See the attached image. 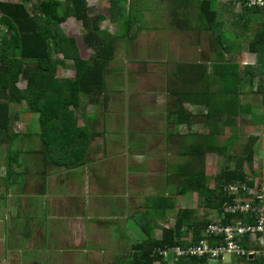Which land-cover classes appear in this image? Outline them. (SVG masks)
<instances>
[{"label":"trees","instance_id":"obj_1","mask_svg":"<svg viewBox=\"0 0 264 264\" xmlns=\"http://www.w3.org/2000/svg\"><path fill=\"white\" fill-rule=\"evenodd\" d=\"M167 1L178 15L191 17L197 14L195 21L189 18L184 20L183 27L200 28L201 34L205 31L208 37L213 35L214 41L211 40L215 46L207 52L218 61L212 65L210 74H207L208 67L202 64H189L186 70V66L177 70L179 80L171 92L175 100L170 115L177 125L184 120L192 128L193 121L199 120L206 130L186 136L191 141L186 147L190 157L178 166L179 180L175 195L197 193L206 207L216 209L217 218H221L223 223H229L234 218L242 219L246 224L254 223L256 218L253 214H227L223 209L236 197L228 192L227 185L240 182L254 185L253 173L256 172L252 162L258 138L251 136L241 156H237L229 152L237 135L229 136L225 142L221 141V135L226 127L235 126L234 117L245 107L243 97L247 99L251 92L264 95V70L261 66L264 57L260 56L264 55V8H250L245 0H236L241 3L242 10L241 13L233 12L232 17H236L237 24L242 22L243 28L231 35L223 30L224 19L217 10L215 0ZM143 2L110 0L107 17L102 13L91 16L87 0L0 1V29L3 30L0 38V143L6 145L3 157L6 158L8 180L12 176L11 167L16 169L15 176L22 171L20 154L31 152L24 148L21 151L15 142L18 139L24 142L25 138L28 141L32 135L39 138L42 144L37 151L41 152V163L47 164L46 167L75 168L86 162L92 132L88 128V121L84 126L77 124L76 112L81 106V96L84 95L86 102L88 100L91 104L106 101V76L110 70L113 71L109 64L113 61L118 44L129 42L145 29L131 33L132 24L137 22L134 10L139 5L138 9L144 11ZM70 18L79 21L83 27L82 41L86 48L92 50L88 59L81 56L76 38L69 36L62 28L61 24ZM108 18L111 23L118 24L119 35L102 29V22ZM255 20L262 25L260 29L252 30L255 31L254 40L249 41L250 24ZM245 46L249 53L255 55V63L241 65L234 62ZM69 61L75 72V84L68 77L58 76L59 68ZM185 73H191V81L184 80L187 77ZM21 80L26 82L24 89L18 86ZM185 104L200 106V112L187 111ZM19 109L35 116L39 127L34 126L37 123L34 118L32 126L19 133L14 127L19 119ZM251 111L254 119L257 118L258 108ZM208 153L224 156L227 162L236 159V163L234 166L226 163L219 172L210 176L205 164ZM262 185L264 182L259 181V186ZM174 199L171 196L153 200L151 216L156 221L165 218L168 210L175 209ZM196 212V208L190 206L178 208L174 224L162 226L159 237L154 232L155 223L146 220L145 224H141L146 237L134 242L131 252L114 264H171L160 250L173 246L187 248L205 238V229L213 220L198 218ZM240 242L247 249L253 248L260 253L233 257L231 264H264V245L252 240L250 234ZM174 264L226 263L207 256H180Z\"/></svg>","mask_w":264,"mask_h":264},{"label":"crops","instance_id":"obj_2","mask_svg":"<svg viewBox=\"0 0 264 264\" xmlns=\"http://www.w3.org/2000/svg\"><path fill=\"white\" fill-rule=\"evenodd\" d=\"M168 9L164 21V31L169 30L182 37L187 32H194L197 39L193 44L200 48L205 47L202 40L209 38L211 43L204 50L205 52L212 51L215 46L212 43L213 35L208 37L205 31H203L204 34H201L200 28L183 27L186 17L178 18L175 11L169 7ZM180 16L182 17V15ZM224 23L227 24L225 21ZM151 25H148L145 30L139 31L132 39L133 42L138 38V35L144 33L143 31L155 32L158 30L159 27L155 28L153 23ZM170 27L175 29H170ZM182 33L184 34L182 35ZM144 36L141 40L145 39V43H147L146 38L150 41L153 38L147 37L146 33ZM130 41L125 43H131ZM161 41L162 57L151 54L152 57L148 60L145 53L141 55L139 52L140 55H138L136 53L138 51L135 50L136 52L132 53L128 64H126L130 66L127 68V73L118 70L108 72L105 82V102L91 104L85 100L81 104L76 112L77 124L84 126L88 121V128L92 132L86 162L83 165L75 168L58 166L51 168L49 165L46 167L47 169L44 168L38 173L37 178L27 170L31 179L28 182L23 181L20 184V189L18 181L13 182L17 187L15 191H11V186L7 185L6 196L12 192L14 199L0 201V204H3L2 207L5 208V212L0 210V246H2L0 254H4V249L5 252L25 250L23 246L27 245V242L33 241L32 238L36 241L35 252L57 253L60 250L57 248L58 244L52 243L51 240L58 239L61 242L62 239L67 240L65 238L67 234H63V227L59 224L67 221L75 222V217L79 218V216L82 218L80 223H83L84 227L92 221V223L101 224L100 231L103 234L105 231L111 232L112 225L114 228L127 226V233L130 232L133 223L131 220L135 219L137 215H140L144 223L148 220L155 223V229L168 226L167 222L163 221L167 220L169 213L174 209L168 210L165 218L158 217L160 219L157 221L151 216V213H153V200L161 197L183 196L175 195L176 189L171 190L170 187L172 180L176 179L177 186L178 166L182 164V162L171 161L175 152L171 153L170 147L176 148V144L180 146L182 149L177 153L187 157V161L190 156L186 153V147L191 143L190 137L186 138L187 134L205 131L198 128L201 123L199 120L193 121L191 126L194 129H192L184 120H181L177 125L174 123L175 118L170 115L175 100L171 96V92L179 80L177 70L178 68L183 69L185 66L186 70L189 64H202L208 67L206 68L208 69L207 74H210L212 65L218 61L212 54L201 55L198 58L193 57L196 59L192 58V61L177 60L169 52L167 40L161 39ZM184 46L188 47L190 44L185 45L184 42ZM239 55L236 56L234 62L243 65L237 60ZM152 63L160 64L159 66L163 67L160 68L162 72L160 76L166 83V88L162 92L157 89H143L145 84L143 82L149 80L146 78L149 75L147 66L153 65ZM185 75L187 77H184V80H192L191 73H185ZM109 79L115 81V86L112 83L107 84ZM200 79L203 80V78ZM185 108L189 112H200V106L185 104ZM103 126H105L104 129H102ZM143 148L148 150L145 151ZM49 180L52 182L57 180L56 188L49 184ZM31 183H33L32 187L29 186ZM2 195L1 197H4ZM38 196L44 198L41 200L43 208L37 207ZM175 209H178L176 202ZM13 218H15L14 222H12ZM21 218L23 222L19 221ZM11 230L14 232L11 233ZM33 231L34 235L29 237ZM113 233L114 236L123 238L121 234L118 235L115 231ZM39 238L44 240L40 247H38ZM130 238V235L125 236V239ZM64 247L66 248V245ZM88 249L91 250V248Z\"/></svg>","mask_w":264,"mask_h":264},{"label":"rangeland","instance_id":"obj_3","mask_svg":"<svg viewBox=\"0 0 264 264\" xmlns=\"http://www.w3.org/2000/svg\"><path fill=\"white\" fill-rule=\"evenodd\" d=\"M0 1H7V2H17L18 0H0ZM217 4V10L222 13V18L227 23L225 24V27L223 30L225 33L228 34H234L235 32H238L243 28L242 22L239 24L236 23L235 19L236 17H232L233 12L241 13V3L236 0H216ZM88 6L91 9L90 15H96L98 13H102L109 17V8H110V0H87ZM138 3V2H137ZM143 10L137 9L134 10L135 21L132 24V34H135L137 31L143 28H148L149 26H152L153 23L154 27H159L158 30L155 32L153 31H143L144 33H141L138 35V38L136 40H131V43H125L126 41H122L118 44L117 50L115 52V56L113 58V61L110 62L109 67L113 70H118L120 72H128L129 68L126 64H128L129 57L132 56V53L136 52L138 55H143V53L146 54V56L149 58L152 57L153 54L162 57L163 56V47H161V39L167 40V48L169 52H171V55L174 56L177 60L178 59H185L188 61H192L193 57L198 58V56L201 55H208V52H205V47L211 43L209 38H204L202 41L203 45L205 47L200 48L196 47L193 42L196 41L197 36L196 33L187 32L185 35L182 33L183 37L180 34H175L172 31H164L163 28H165V16L168 12V7L170 6V2L167 0H144L143 2ZM169 8H172L169 7ZM174 8V6H173ZM140 11H142L140 13ZM174 11V10H173ZM140 13V14H139ZM144 14V16H143ZM198 16L195 13L191 17H186L185 19H190L191 21L196 19ZM178 18H184V14L182 17L178 15ZM195 21V20H194ZM229 24V29H228ZM62 28L64 31L69 35L73 36L77 40V44L80 50V54L84 59H88L90 57V54L92 50L85 47L84 42L82 41V36L84 33L83 27L79 21H77L74 18L68 19L66 22L62 23ZM251 32L249 34V41L254 40V32L252 30H255L257 28H261L260 21H253L251 22ZM150 28V27H149ZM174 27H170V29H173ZM102 29L105 31H108L109 33L113 35H119L121 33L118 24L111 23L109 21V18L102 22ZM175 29V28H174ZM145 30V29H143ZM151 30V28L149 29ZM232 30V31H230ZM145 33L147 37L151 36L153 37L152 40H147V43H145ZM3 35V30L0 29V38ZM157 40V41H156ZM187 40V41H186ZM161 41V42H160ZM189 45L188 47L184 46ZM183 45V47H182ZM205 49V50H204ZM136 50V51H135ZM140 52V53H139ZM152 54V55H151ZM185 56V57H184ZM264 57V55H260ZM145 57V56H143ZM196 58H193L196 59ZM153 59V58H152ZM175 59V60H176ZM238 62H241L243 65H246L250 62L254 63L256 61L255 55L248 52L246 46L243 49V53H241L237 57ZM261 66L264 70V62H261ZM153 65L147 66L149 75L146 76L147 79H149L147 82H143L145 90L149 89H157L159 92H162L166 88V83H164V80L161 78L160 75H162V72L160 71V68H163L162 66H159L160 64L156 65L152 63ZM58 76L60 77H68L73 81V84L76 82L74 81L75 72L72 66V62H67L64 66H61L58 70ZM115 78V77H114ZM118 81V80H117ZM108 83H112L115 86L114 80H108ZM18 86L21 89H24L26 87V82L24 80H21L18 84ZM76 91V87H74V93ZM77 92V91H76ZM86 100V97L84 95L81 96V104L84 103ZM243 104H245V107L243 109V112H240L237 116L234 117L235 126H228L225 128L223 134L221 135V141L225 142V140L231 136V135H237V139L235 140L234 144L231 145L229 152L241 156L242 151L244 149V146L249 141L251 136H256L258 139L256 140V152L253 158V169L256 173H253L254 180L258 179L261 182H264V95L262 94H256L254 92H251V96L246 98H242ZM254 108H258L257 114L258 117L254 119L253 117V110ZM18 110V109H16ZM19 119L14 124L15 129L22 133L26 130L27 127H31L33 122L36 119V125L39 127L38 119L35 118L32 114L29 112H23L19 109ZM253 117V118H252ZM35 118V119H34ZM253 120V122H252ZM103 123V122H102ZM101 124V123H100ZM206 126L204 124L199 123V129L206 130ZM98 128V127H97ZM101 128V127H99ZM105 126L102 127L104 129ZM187 128V127H186ZM188 129V128H187ZM194 129V128H192ZM189 130V129H188ZM195 130H197L195 128ZM21 136V134H19ZM177 137V136H176ZM28 138H25L24 142L21 139H18V141L15 142V144H18V147L22 151V148L24 150H30L31 152L28 153H22L19 156L20 161V170L21 173H19L17 176H15L14 172L16 169L14 167L12 170V176L7 179L6 170H7V163L5 156V150L6 145L0 143V201L4 202L3 199H14V193H9L6 196V187L11 186L10 190L15 191L17 189L16 186H14L13 182L18 181L17 183L20 184L25 181L28 182V180L31 179L30 173L37 178L38 173L42 171L47 164H42L40 153L38 152L42 144H40L39 138H37L35 135L31 136V139L27 141ZM177 139H179L177 137ZM158 144V143H157ZM151 146V144H149ZM161 145H163L161 143ZM173 145V144H171ZM175 145V144H174ZM176 148L170 147L171 153L175 152L171 158V161L174 163L182 162L184 163L186 161L187 157L181 156V154H178V151H181L182 149L177 144L175 145ZM37 149H36V148ZM35 148V149H34ZM34 149V151H33ZM38 150V151H37ZM143 150H148L147 148H143ZM229 163L231 166H234L236 163V159H233V161H228L224 156H220L218 154H208L205 157V164H206V171L210 176L215 175L217 172L220 171V169L226 164ZM13 166V165H12ZM245 167L247 168L248 172L251 174L252 172L249 170V167L247 164H245ZM52 168V166H51ZM29 170L30 173L25 172L26 170ZM19 171V170H18ZM176 180H172L171 182V190H175L177 188ZM49 184L56 188L57 180L53 182L49 180ZM33 185V183L29 184V186ZM32 187V186H31ZM21 186L19 187V189ZM18 189V191H19ZM32 189V188H31ZM30 191V190H29ZM1 194L4 195V197H1ZM2 195V196H3ZM32 197V196H31ZM37 207H44L41 200H44L42 196L37 197ZM175 202L177 205V208H182L184 206H190L193 208H196V216L198 218H209L210 220H216L217 219V211L216 209L206 207L202 203V199L198 196L197 193H188L183 196H177L175 198ZM0 210L1 212H5V208L2 207L3 204H0ZM177 209H174L171 213H169L167 220L163 221L164 223L168 224V226H171L175 222V212ZM148 215V214H147ZM101 216V215H100ZM81 216L79 218L75 217V222L73 221H67V222H61L59 225L63 227V234L67 236L65 237L67 240H61L58 239H52L51 242L55 243L57 245V248L60 249L58 252L53 253H39L38 251L35 252L34 246L35 240L27 242L25 246H23V249L25 250H8V252H5L4 254H0V264H114L117 261H120L122 257L125 255H128L131 252V246L134 242L143 240L146 237V233L141 227V224H145L143 220H141L140 215H137L135 219L131 220L132 223V230L127 233L128 228L127 226L124 228H121L120 226L112 227L111 232L107 233H101L100 227L101 224L99 223H92L89 222L86 227H84L83 223H80ZM95 219V218H94ZM100 219V218H99ZM97 219V221L99 220ZM15 218H13L14 222ZM103 220V219H102ZM20 222H23L22 218L19 219ZM100 221V220H99ZM80 225H79V224ZM13 224V223H12ZM85 228V229H84ZM119 235L123 236L116 237L114 236V231ZM13 233L14 231L11 230ZM87 231V232H86ZM4 232V230H3ZM155 235L160 236L162 232V228L157 227L155 230ZM30 235L29 237H32L34 235ZM53 233V232H52ZM130 235V239H125V236ZM41 236V235H40ZM42 238H39L38 241H40L39 246L44 242V240H41ZM17 242V241H16ZM61 242V244H60ZM66 245V248L64 247ZM11 247V246H10ZM2 249V246H0ZM88 248H91L88 249ZM63 249V250H62ZM67 249V250H66ZM19 251V252H18ZM229 256H226V260H224V263L230 264ZM238 264H244L243 262H239Z\"/></svg>","mask_w":264,"mask_h":264},{"label":"built area","instance_id":"obj_4","mask_svg":"<svg viewBox=\"0 0 264 264\" xmlns=\"http://www.w3.org/2000/svg\"><path fill=\"white\" fill-rule=\"evenodd\" d=\"M248 7L264 8V0H245ZM229 193L236 197L233 202L224 205L227 214H253L254 223H244L242 219L234 218L229 223H223L221 218L210 222L205 229V238L187 248L180 246L168 247L160 252L174 264L180 256L209 257L210 259L229 261L233 257L254 255L260 253L256 249H247L240 241L247 234L256 243L264 245V185L259 186V180H254V185L246 183H230L226 186ZM260 233V236L257 234ZM219 239V240H218ZM213 240H217L214 242ZM172 257H168V256Z\"/></svg>","mask_w":264,"mask_h":264},{"label":"clouds","instance_id":"obj_5","mask_svg":"<svg viewBox=\"0 0 264 264\" xmlns=\"http://www.w3.org/2000/svg\"><path fill=\"white\" fill-rule=\"evenodd\" d=\"M231 261H232V258H231V260H230V264L232 263Z\"/></svg>","mask_w":264,"mask_h":264}]
</instances>
